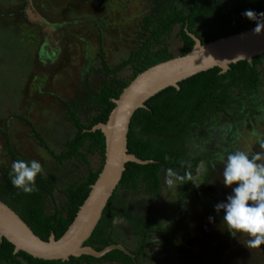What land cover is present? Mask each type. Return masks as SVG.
<instances>
[{
  "label": "rangeland",
  "instance_id": "374dc122",
  "mask_svg": "<svg viewBox=\"0 0 264 264\" xmlns=\"http://www.w3.org/2000/svg\"><path fill=\"white\" fill-rule=\"evenodd\" d=\"M151 4L152 0H0V129L6 128L14 152L43 174L60 178L67 167L68 175L47 199L50 212L65 199L59 188L84 176L88 166L98 168L100 157L88 154V164L76 166L73 159L57 162L17 115L27 118L52 150L62 151V142L74 128L64 117L60 99L75 97L80 84L89 82L95 88L100 83L101 76L92 70L100 65L99 52L111 66L128 56L140 42L139 24ZM178 29L176 25L166 37L174 56L181 48ZM131 73L126 66L117 76L127 80ZM260 99V114L245 111L228 146H223L225 133L192 139L191 151L221 150L219 157L201 162L193 178L198 197L215 208L197 204L192 192L179 197L175 174L162 178L161 194L148 208L170 240L153 236L157 243L145 247L147 256H141L140 264H264V82ZM80 114L83 121L89 117ZM218 122L224 131L230 130L228 117L220 115ZM1 166L15 167V162L0 133ZM141 194L130 192L126 201H138ZM117 235L127 248L137 246L132 235Z\"/></svg>",
  "mask_w": 264,
  "mask_h": 264
},
{
  "label": "trees",
  "instance_id": "16d2710c",
  "mask_svg": "<svg viewBox=\"0 0 264 264\" xmlns=\"http://www.w3.org/2000/svg\"><path fill=\"white\" fill-rule=\"evenodd\" d=\"M263 20L264 0H152L148 13L139 24L136 37L140 42L128 56L111 66L103 53L99 52L96 56L100 59V65L92 70L101 76L100 83L95 88L89 82L80 84L75 97L60 99L65 108L64 117L74 128L62 142V151L56 153L52 150L31 122L17 115L31 126L33 136L57 162L73 159L71 164L75 166L80 162L88 164V154H98V168L88 166L84 176L59 188L65 199L60 207L55 206L50 212L47 210V199L52 197V189L57 182L68 175L67 167L60 178L43 174L29 159L14 152L6 128L0 129L8 156L15 162V167H0V200L41 239L47 240L50 235L59 238L74 219L103 164L104 135L100 129L92 130V127L107 121L114 107L113 99L138 73L174 56L166 42L173 28L176 25L179 27L177 34L181 39V48L178 55H183L193 47L194 40L190 34L195 35L201 43H207L247 30ZM262 58L264 54L254 56L251 63L245 59L239 60L231 63L224 72L217 66L197 72L180 80L178 87L167 86L158 91L144 102L143 107L133 112L127 131V152L147 162L125 163L121 178L108 198L100 219L84 242L96 250L121 243L117 231L124 232L119 224H115V220L127 219L130 221V233L137 242L135 248L129 249L133 258L114 248L101 257L82 254L65 260L42 259L22 250L14 252V245L2 237L0 264H140L141 256H147L145 247L157 243L153 236L165 242L170 239L151 214L136 217L131 214L126 194L140 192L153 200L159 196L162 178L166 175L170 177L175 174V192L179 197L192 192L197 204L215 208L214 204L198 197L193 178L197 166L219 157L221 150L212 153L204 149L191 151L190 144L194 137L199 136L203 141V136L215 132L219 135L225 133L223 146H228L238 120L246 115L245 111L260 114V89L264 82L263 69L260 68ZM89 61L86 63L89 64ZM126 66L132 71L127 80L117 76ZM80 113L89 114L86 121H83ZM220 115L231 120L230 130L224 131L219 127ZM198 148H202V145ZM55 168L59 169V166Z\"/></svg>",
  "mask_w": 264,
  "mask_h": 264
},
{
  "label": "water",
  "instance_id": "95a60500",
  "mask_svg": "<svg viewBox=\"0 0 264 264\" xmlns=\"http://www.w3.org/2000/svg\"><path fill=\"white\" fill-rule=\"evenodd\" d=\"M193 47L183 55L158 62L138 73L113 99L114 107L106 122H99L92 130L100 129L104 135V160L97 178L80 205L74 219L57 239L50 235L47 240L34 234L29 226L8 205L0 200V238L14 245V252L22 250L42 259H68L82 254L101 257L111 249H119L134 257L124 245L110 244L101 250L85 245L101 217L102 211L118 184L127 161L145 163L127 152V131L133 112L144 106L152 95L197 72L212 67L226 71L231 63L239 60L252 62L254 56L264 54V20L237 33L201 43L193 34Z\"/></svg>",
  "mask_w": 264,
  "mask_h": 264
},
{
  "label": "flooded vegetation",
  "instance_id": "af4514ba",
  "mask_svg": "<svg viewBox=\"0 0 264 264\" xmlns=\"http://www.w3.org/2000/svg\"><path fill=\"white\" fill-rule=\"evenodd\" d=\"M260 68L263 69V72H262L263 75L262 76H263V81H264V58H262V64L260 65ZM160 194H161V190H160ZM141 195H142V198L138 201H135V200H133L132 202L127 201L128 210L135 217L139 216V215H143V214H151L150 209L148 208L149 203L151 201L149 196L145 195L143 193ZM115 224H119V226L121 227V230H122V232H124V234L126 233V234L131 235V233H130V221L129 220H127V219L124 220L123 218H117L115 220Z\"/></svg>",
  "mask_w": 264,
  "mask_h": 264
},
{
  "label": "clouds",
  "instance_id": "9594fccd",
  "mask_svg": "<svg viewBox=\"0 0 264 264\" xmlns=\"http://www.w3.org/2000/svg\"><path fill=\"white\" fill-rule=\"evenodd\" d=\"M121 244V243H120ZM123 245V244H122ZM129 249V248H128Z\"/></svg>",
  "mask_w": 264,
  "mask_h": 264
}]
</instances>
